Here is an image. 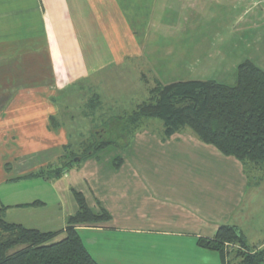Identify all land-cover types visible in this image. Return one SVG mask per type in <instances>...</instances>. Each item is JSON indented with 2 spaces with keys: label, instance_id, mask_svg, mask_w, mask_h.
<instances>
[{
  "label": "rangeland",
  "instance_id": "obj_1",
  "mask_svg": "<svg viewBox=\"0 0 264 264\" xmlns=\"http://www.w3.org/2000/svg\"><path fill=\"white\" fill-rule=\"evenodd\" d=\"M44 1L8 0L6 2L3 0L1 2V5H5L4 7L8 10L4 13L0 28V173L2 178L12 170L11 163L14 161L11 159L15 156L7 154L8 147L5 139H8L6 133L11 134L16 130H12V126L5 121V118L9 110L15 109L11 108L12 106H19L21 102L27 100L38 103L42 101L49 103L48 100L53 102L52 105L48 104L49 107L47 104L45 107L29 105L28 110L32 112L41 110L42 116L46 113L53 115L48 121V130L64 135L63 152L60 157L38 170V172L43 170L45 177H55L54 174L66 173L75 166L76 159H79L78 163H80L86 162L89 157L96 156H99L101 164L104 163L105 158L109 159L113 168H118L122 161L135 164L141 159L146 160L147 163L162 165L169 163L166 155L170 148L162 151L157 146H153L155 144L153 140L147 141L150 142V150L143 151L144 149L139 146L141 143L139 135L146 133L160 137L165 132L163 123L157 119H135L134 114L139 105L150 99V90L158 84L165 85L169 80L179 77L161 75L160 72L165 71L163 67L158 69L159 74L153 70L150 71L151 73L141 74L134 65H128L123 69L118 66L106 69L107 71H99L93 78L83 77L75 85L62 91L58 90L63 86L64 81L67 82L69 75L66 74L72 70L75 71V67L80 62V71L83 72L88 68L92 60V56L88 55L98 51L97 59H102L105 52L103 44H100L102 39H107L106 45L112 48L117 57L144 56L143 52L148 47L156 57H160L162 65L169 48V45L163 44V41L165 39L172 41L174 35L189 33L191 36H187V39L182 38V41L186 43L177 45L192 48V53H198V56L207 55L209 62L216 66L209 69L210 75L186 76L190 78L189 80H213L233 86L236 83L237 67L245 60L252 61L264 70V25L256 30L248 27L250 15H245L242 20L246 21H241L242 24L223 26L229 21L231 14L234 16L236 14L226 10L230 0H217L216 4L212 3L216 0H64L67 3V6L64 5L67 9L64 14L69 19V24L73 25L71 34L75 35V38L66 39L64 43L61 41L57 43V39H51V36H49L50 39L45 38L44 23H53L59 18L55 15L57 12L55 6L54 10L49 12L50 15L46 16L45 3L47 2L43 3ZM87 1L95 17V21L92 20L91 23L88 19H91L93 13L87 10ZM56 8L58 9V6ZM194 8L199 12L193 15V21L190 19V24L196 22L198 26L193 31L187 28L181 33L185 30V25L187 26L185 20L188 17L187 14L193 13ZM35 9L37 12H32ZM256 12L264 13V5L260 8L257 6ZM19 13L21 14L17 18ZM221 22L223 24H219ZM34 29L37 33L33 39H39L38 42H40L37 44L31 42L32 39H26L30 35L29 32ZM25 31L26 34H24ZM52 31L61 32L65 29L55 27L50 29V32ZM24 39H26L25 42ZM203 41L204 43H201ZM196 46L197 48H194ZM58 55H61L64 61L59 59ZM64 55H66L65 59ZM67 57L75 59L69 60ZM127 63L131 64L130 61ZM47 108L50 109L49 112ZM52 111L53 114H51ZM7 124L10 126L9 130L6 129ZM177 132L191 133L188 128H182ZM138 133L142 134L137 135ZM102 143H109L110 146L95 151L97 145ZM127 143L128 145L125 146ZM10 151L14 152L16 149H10ZM192 163L201 164L199 172L203 177L206 172L213 174L219 171L229 180H237L230 165L222 166L215 160L209 165L202 162V158L196 155L192 156L190 164ZM207 165L210 170L205 172L204 166ZM193 167L198 166L193 165ZM66 168L69 169L65 170ZM193 173L196 174L194 171ZM24 174L30 175V173H23L20 176ZM243 174L249 186L244 189L245 195L242 208L240 207L244 214L238 216L236 224L245 236L246 247L261 251L264 249V169L248 164L246 168L244 167ZM15 187L23 193L30 186L24 188V184H20ZM37 188L40 190L42 188L43 193H37ZM41 188L34 186L36 192L30 195H43V198L51 195L52 192L47 190V186ZM49 189L51 190L50 187ZM72 190L83 191L87 194V198L89 196L85 183H77L68 190L61 187L58 195L63 196L65 206L69 201H74ZM3 191L0 189V195ZM12 199L10 198L8 204L14 206L13 210L8 213L0 212V217L6 223H16L27 229H36L40 228L41 223L48 222L51 228L55 230L58 228L60 221L55 219V207H50L47 212L39 213L35 217L34 214L27 216V213L31 212L27 210L26 203L31 199L27 200L26 197L18 194ZM1 235L6 236L0 231ZM245 251L238 244H225L223 246L225 263H238L240 260L236 258L237 255Z\"/></svg>",
  "mask_w": 264,
  "mask_h": 264
},
{
  "label": "crops",
  "instance_id": "obj_2",
  "mask_svg": "<svg viewBox=\"0 0 264 264\" xmlns=\"http://www.w3.org/2000/svg\"><path fill=\"white\" fill-rule=\"evenodd\" d=\"M5 1L8 2V0ZM1 2L3 0H0V28L4 13L8 12ZM43 3H45L46 16L50 15L49 12L53 11L55 6L57 11L55 15L59 18L53 23H44L45 38L51 36V39H57V43L60 41L64 43L66 39L75 38L74 33L71 34L73 25L69 24V19L64 14L67 11L64 5L67 6V3L64 0H45ZM212 3L216 4L217 0ZM89 5L88 2L87 10H91L93 13L92 7ZM263 5L264 0H230L226 10L236 14L235 16L227 15L230 16V19L223 26L227 24L238 26L242 24L241 21H246L242 20L245 15H250L248 27L258 29L264 25V13L257 14L256 9L257 6L260 8ZM57 6L59 10L56 8ZM195 7L197 8V6ZM34 11L37 12L36 9L32 12ZM197 11L194 8L193 13L187 14L188 17L185 18L187 26L185 25V30L181 33L185 32L187 28L193 31L198 26L196 22L190 24V19L193 21L192 17ZM28 14L30 13L28 12ZM6 15L9 17L8 14ZM92 20L95 21L94 13L88 22L91 23ZM219 24H223V22ZM93 26L95 27V25ZM55 27H61L65 31L50 32V29ZM34 30L29 32L30 35L26 39H32L31 42L37 44L40 42H38L39 39H33L37 33ZM187 36L191 35L183 33L180 36L174 35L172 41L170 39L163 41V44L169 45V48H167L162 65L160 57H156L148 47L143 52L144 56L127 57V55H123L117 57L111 50L112 48L106 45L107 39H102L100 44H103L105 50L102 59H97L98 51L88 55L92 56L88 70L80 71V62V65L75 67V71L72 70L66 74L69 75V78H67V82H63L64 87L61 86L58 90L62 91V89L75 85L83 77L93 78L99 71L118 66L123 69L128 65H134L141 74H145V72L147 74L152 70L159 74L158 69L163 67L165 71L160 72L161 75L179 77L169 80L168 83L189 81L190 78L186 76L210 75L209 69L216 66L211 61L209 62L207 55L198 56V53H192V48L177 45L178 43L185 44L186 41H182V38L187 39ZM18 41L21 42V40ZM169 43L172 45L170 46ZM99 55L102 54L99 53ZM58 57L63 60L61 55ZM65 57L66 55H64V59ZM67 59L74 60L75 58L67 57ZM127 61H130L131 64H128ZM124 62L125 64H123ZM48 102L23 101L19 106H12L11 108L15 109L9 110L5 118V121L12 126V130H16V132L6 133L8 139H5L8 147L7 154L15 156L11 159L14 162L11 163L13 167L10 173L6 177L3 175V178L0 173V189L4 190L0 195V209H5L3 213L13 210L14 206H10L8 203L10 198L14 199L17 194L23 195L27 200L31 199L26 203L27 210L31 212L27 213V216L34 214L35 217L39 213L47 212L50 207H55V219L60 221L58 228L55 230L51 228L50 223L45 222L40 224V228H34V230L59 233L55 239V241H59L65 236L64 229L67 219L77 212L75 198L73 197L74 201H69L65 206L63 196L58 195L60 188L65 187L68 190L77 183H85L90 197L87 198V194L80 190H77L78 192L72 190V194L73 191L82 194L88 207L94 213L103 209L111 217V221L105 224L77 227V233L84 248L96 264H223L219 253L201 248L198 245V240L212 239L217 229L223 225L235 226L240 230L236 219L239 215L244 214L240 207L242 208L245 195L244 189L249 186V182L243 174L244 165L232 158L224 157L215 148L201 143L192 132H177L168 138L164 133L160 137L150 136L146 133L139 135L142 133H138L141 140L139 146L144 149L143 151L150 150L148 140H153L155 143L153 146H157L162 151L170 148L166 155L169 163L166 165L147 163L146 160L141 159L135 164L122 161L118 168H113L109 159L105 158L104 163L101 164L99 156H96L89 157L86 162H80L55 180L50 177L46 179L29 178L25 174L20 176L23 173L37 172L60 157L63 152V133L57 134V132L48 130L47 124L53 115L50 116L46 113L45 116H42L40 115L41 110L34 112L28 110L29 105L32 107L33 104L39 105L38 107L54 104L49 100ZM49 110L47 108L48 112ZM9 125L6 127L8 130ZM10 149H16V151L12 152ZM179 155L182 156L179 157ZM193 155L202 158V162L209 165L213 160L222 166L230 165L237 180H229L219 171L213 174L206 172L210 170L208 165L204 166L206 174L203 177L199 172L201 164H190ZM174 161L178 163H172ZM193 165L198 167L195 168ZM210 176H212L211 179ZM20 184H24V188L25 186L30 187L22 193L15 187ZM34 186L40 188L47 186V190L52 193L46 198H43V195L37 196L38 194L30 195L32 192H36ZM42 190V188L41 190L37 188V193H43ZM240 231L242 232V230Z\"/></svg>",
  "mask_w": 264,
  "mask_h": 264
},
{
  "label": "trees",
  "instance_id": "obj_3",
  "mask_svg": "<svg viewBox=\"0 0 264 264\" xmlns=\"http://www.w3.org/2000/svg\"><path fill=\"white\" fill-rule=\"evenodd\" d=\"M149 95L150 99L138 106L135 119L161 121L166 138L188 128L201 143L224 157L245 168L249 164L264 169V70L252 61L245 60L237 67L233 86L213 80H189L158 84ZM107 146L110 144H98L95 151ZM78 162L76 159L75 166ZM54 175L45 177L40 170L28 176H61ZM74 198L77 212L67 219L65 236L59 241H55L59 233L27 229L0 217V231L6 235L0 236V264H96L84 248L77 227L107 222L111 217L103 209L94 213L82 194L74 192ZM227 243L246 250L237 255L238 263H225L223 246ZM198 245L219 253L223 264H264V249L247 248L245 237L235 226H220L212 239H199Z\"/></svg>",
  "mask_w": 264,
  "mask_h": 264
}]
</instances>
